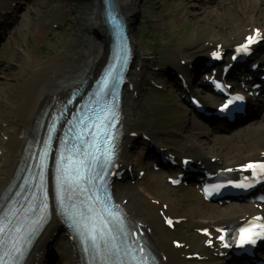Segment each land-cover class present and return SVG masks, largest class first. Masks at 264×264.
<instances>
[{"label":"bare ground","instance_id":"obj_1","mask_svg":"<svg viewBox=\"0 0 264 264\" xmlns=\"http://www.w3.org/2000/svg\"><path fill=\"white\" fill-rule=\"evenodd\" d=\"M50 1L30 0L33 9L32 14L35 17L39 16L41 12L49 7ZM190 1L181 0L180 5L183 11L193 8V5L189 4ZM116 2L124 18L129 23L132 33L133 20L137 14V0H116ZM83 6L84 9L80 8L78 13H82L86 23L83 28L73 31L72 40L62 47L68 51L63 53L57 51L55 60L35 66L34 63H27L31 51L26 45L22 50H18L16 63L8 65L7 74L4 75L5 79L2 83L0 82V122L6 125L4 131L8 134L7 141L0 140V193L10 180L20 160L23 148L35 127L36 120L44 107L54 99H64L72 88L80 85L88 76L95 77L104 65L108 50L105 47L102 54H100L101 45H105L107 41L103 26L100 23V0H83ZM200 15L201 17L197 18V21L203 24V32L198 39L189 43L188 46L192 48V53L187 64H193L194 62L191 63L192 59L197 61L203 58L209 48H214L216 45L220 44L222 47L228 48L237 43L256 24H261L264 28V0H219L214 5L210 4V6L202 8ZM38 20L40 25L37 26L36 30H32V36L39 33L38 29L43 26V20H40L39 17ZM219 24H224L222 25L224 26L222 34L215 32ZM89 33H93L91 37L87 36ZM200 42H202L201 45H199ZM90 43H92L91 52ZM79 46H83L85 50L83 53L77 51ZM132 48L140 60L134 43H132ZM65 54L66 59H63L62 57ZM166 55L169 58L173 57V53L170 51H167ZM143 57L150 58V55H143ZM65 63H68L69 66L66 67ZM138 63L140 62L136 60L133 70L129 73V84L123 97L124 139L119 154V165L122 170L131 166L129 152L135 144L132 137L141 131L140 127H143V124L134 121V105L137 103L135 97L140 94L139 90L145 82L143 77L140 79L141 74L137 72ZM4 66L7 65H3V62L0 61V72L2 68H6ZM173 67L178 68L179 66L174 64ZM14 74L15 76L18 75L17 78L20 77L17 82V78L13 79L12 77ZM10 81L15 82L14 85L10 84ZM16 96H18V100ZM14 111L16 112L13 113ZM12 114L17 115L14 120L11 119ZM182 124L183 130L180 132L182 138L176 144H178L179 150L183 151L185 157L200 160L203 163L208 162L211 158H219L214 166H219V162L223 161V166L220 165L218 168H228L239 166L245 159L258 158L260 153H264V115L249 123L250 130L247 139L235 146L226 145L231 138H224L222 135L209 132L204 128V123L198 119L185 117V120L181 122ZM245 129L247 128L245 127ZM156 144L163 148L161 144ZM122 183L124 181L119 184ZM119 184L115 188L117 203L122 204L123 200H127L124 205L127 214L131 219L140 222L150 231L163 264H194L185 259L190 254L206 256L209 261L215 262L212 256L217 253L214 250L216 246L213 244L214 249L212 251L205 249L204 238L201 239L199 245H196V234H191L188 237H177L169 232L164 234V227L161 224L163 216L174 218L177 222L181 220L180 215L175 214L176 211L172 202L164 200V202H160L161 204L150 205L148 202H143L140 193L130 188L120 187ZM155 185L154 180L151 178L145 182L148 192L154 191ZM161 192L166 194L163 190ZM248 209V206L237 204H230L224 208L200 207L197 208L194 219H189L186 225H188V229L191 228L195 232L201 230L212 232L216 227L235 223L248 213ZM59 228L60 224L52 219L40 236L39 243L48 233L52 237V234ZM173 242H180L183 247L180 250H175L172 246ZM69 244L65 239L64 247L66 250L62 264H76L75 253L72 245ZM67 246L69 247L67 248ZM163 258H165V261H163ZM37 262H40V258L37 259ZM216 264H219V262Z\"/></svg>","mask_w":264,"mask_h":264},{"label":"rangeland","instance_id":"obj_2","mask_svg":"<svg viewBox=\"0 0 264 264\" xmlns=\"http://www.w3.org/2000/svg\"><path fill=\"white\" fill-rule=\"evenodd\" d=\"M23 1L13 0V3L15 2L16 4V2ZM11 2L12 0H0V7L6 5L5 7L8 8V4ZM180 4L181 0H137V14L134 17L132 33L130 34L131 42L135 44V49L138 51L140 58L147 54L151 56V61L146 60L142 63L143 76L147 79V82L141 89L134 120L142 121L145 128L142 131L147 133L157 131L161 133L157 136L163 142H170V145L172 144L173 146H178L176 143L182 138L180 132L183 130V124L181 125V122H183L187 112L182 105H180V110L172 108L171 105L173 103L179 105L174 93H161L150 88L149 82L154 81L161 85L165 79L153 73L149 68V64L150 62H157L162 67L171 66L170 60L165 56V51H177L181 48L185 49L183 57L186 60L192 49L186 48L184 45L198 39L200 34H202L203 24L197 21V18L201 17L200 9L203 8L201 0L189 2L190 5H193V8L185 11L181 9ZM50 5L44 10L45 13L41 12L37 17L32 14L33 9L30 2L18 7L16 10L18 19L12 28L13 34L2 40L0 44V61L3 62V65H7L0 72L1 83L7 74V67L16 63L15 59L18 50H22L27 45L29 51H31L27 63H34L35 66L51 62L55 60L57 51H62V53L68 51L62 47L72 40L73 31L83 28L86 23L82 13H78V10L84 7L83 0H51ZM38 17L43 20L42 24L44 27L41 26L38 29L39 33L32 36V30H36L37 26L40 25ZM222 25L224 24H219L215 32L222 34L224 32V26ZM261 26V24H256V27L261 28ZM91 35L90 33L88 36L91 37ZM169 44L172 45L171 50L167 48ZM77 51L83 53L85 50L83 46H79ZM62 58L66 59V54ZM65 66L67 67L69 64L65 63ZM12 77L14 79L18 75L15 76L14 74ZM14 83L10 81V84L14 85ZM188 114L189 117H195L189 110ZM13 115L15 116V114ZM3 128L4 125L0 122V134L3 133ZM239 135H237L238 137L227 135L224 138L230 136L229 145L235 146L247 139L246 135L240 137ZM141 154L140 147H135V150L130 153L131 163L133 166L138 165L134 167V175L136 171L141 169L148 170L145 180L135 186H131L127 182L124 188L129 187L135 192H144L142 197L145 203L150 198L161 201L169 200L173 203L176 214L182 215L186 220L194 219L197 208L208 207L198 196L187 189L173 190L169 188L160 175H153L149 171L147 162H141ZM150 178L154 180L156 188L154 191L148 192L145 182ZM162 190L166 194L162 193ZM177 234L188 237L194 232L192 233L187 228L182 227L177 231ZM61 238L58 236L55 243V248L58 250L60 249L59 246L62 245ZM199 243L200 240L197 238L196 245Z\"/></svg>","mask_w":264,"mask_h":264},{"label":"snow or ice","instance_id":"obj_3","mask_svg":"<svg viewBox=\"0 0 264 264\" xmlns=\"http://www.w3.org/2000/svg\"><path fill=\"white\" fill-rule=\"evenodd\" d=\"M237 100H240L242 98L237 97ZM225 108L227 107V105L224 106ZM224 109L222 108L221 111H223ZM110 112V110H108ZM105 120L108 121V123H102L99 126H97V130H99V128H104L107 127L108 124H110V120H108V116H105ZM105 135L106 141L109 139L107 137L106 133H103ZM91 147V145H90ZM97 150H99V146L97 145ZM85 155H88V153L85 151ZM105 155V160H104V164H107L110 161V149H107L104 153ZM70 159V158H69ZM93 160H95V157L93 156ZM92 167L91 163L86 160V159H80L74 162L73 165V169H72V173H71V180L72 183L76 186V188H78L81 192H83L85 190V188H81L80 184L84 183L86 181H88L90 179L89 175H88V171L89 168ZM249 168H255V167H260L261 169H264V164H260V165H255V164H249L248 165ZM58 171L61 172V177H60V192L58 193V195H60V199L61 202L63 201V189L64 186L66 185L68 179H69V168L67 166L62 167L61 169H58ZM103 172V165L100 166V172H96V177L100 178L101 177V173ZM96 200L98 203H103V201L99 198L96 197ZM90 212L95 213L94 216H89L86 219L90 222V223H86L84 225H82L87 233V238L91 241L93 247L95 248H99L100 245L97 243L98 240L100 241H104V247L108 248V242L112 241L113 242V249H115V241L117 239V237L113 234L116 231H123L122 227H120V225H122V221L119 219L118 216H116L114 213H112L109 209L104 208L102 210H100L99 213H97L96 209L94 208H89ZM104 213L107 214V216L112 218V222L109 223L108 220L106 219ZM99 225V226H97ZM5 231L3 226H0V233H3ZM242 238H243V234H242ZM245 243H254V241L252 240H245ZM225 247H228V245H225ZM118 251V249H116ZM15 251H19L18 248L15 249Z\"/></svg>","mask_w":264,"mask_h":264}]
</instances>
